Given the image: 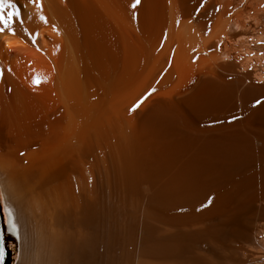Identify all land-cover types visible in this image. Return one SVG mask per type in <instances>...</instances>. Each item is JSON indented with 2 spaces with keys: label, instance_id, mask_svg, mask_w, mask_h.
Here are the masks:
<instances>
[{
  "label": "bare ground",
  "instance_id": "6f19581e",
  "mask_svg": "<svg viewBox=\"0 0 264 264\" xmlns=\"http://www.w3.org/2000/svg\"><path fill=\"white\" fill-rule=\"evenodd\" d=\"M15 2L0 188L28 246L50 264H264V0H142L138 20L132 0H43L48 24Z\"/></svg>",
  "mask_w": 264,
  "mask_h": 264
},
{
  "label": "snow or ice",
  "instance_id": "6c2138e0",
  "mask_svg": "<svg viewBox=\"0 0 264 264\" xmlns=\"http://www.w3.org/2000/svg\"><path fill=\"white\" fill-rule=\"evenodd\" d=\"M29 5H34L36 9L39 10V19L44 24H48L49 20L48 17L44 14V4L43 0H27ZM142 0H132L130 8L132 10V18L137 19L139 18V8L141 6ZM199 6L194 9L195 13H201L205 9V5L202 0H198ZM25 6L18 5L15 0H0V34H3L5 31L12 35H16V29L14 28V24L19 22L22 26V30L25 33H28L26 28H23L24 24V14L23 9ZM264 7V5H262ZM215 10L219 11L220 6H215ZM31 19V17H28ZM179 23V21H177ZM210 31V27L208 29ZM28 38L31 40L33 45H36V41L39 38V33L28 34ZM165 40L167 39V33L164 34ZM163 43V42H162ZM6 48L11 51V47L9 45H5ZM220 45H217L219 48ZM37 50H41L37 48ZM174 52V50H173ZM264 54V53H262ZM198 59V57H193V62ZM227 59V57L225 58ZM170 67V64H169ZM8 72H11V69H8ZM4 77V69H0V79ZM158 82V81H157ZM32 83L34 85H38L41 83V79L39 77L33 76ZM156 89L151 88L149 89L143 96H141L130 108L129 112H134L143 101L152 94ZM11 91V89H8ZM264 103L261 99H257L253 105H260ZM239 119L237 116L231 117L229 123L233 120ZM211 126V125H210ZM21 156L24 155L23 152L20 153ZM8 201L14 202V197L11 193L7 196ZM214 197H208L205 203H202L197 211L202 210L205 207H208ZM5 200V195L3 192H0V217L3 216L4 213L7 214L9 219H7V227L3 230H0V264H25V261L22 260L20 254L16 253L17 243H20L22 247H26L29 243L28 233H27V209L22 204H17L15 210L13 211L10 207L5 208L3 207V202ZM23 231V235H22Z\"/></svg>",
  "mask_w": 264,
  "mask_h": 264
},
{
  "label": "rangeland",
  "instance_id": "374dc122",
  "mask_svg": "<svg viewBox=\"0 0 264 264\" xmlns=\"http://www.w3.org/2000/svg\"><path fill=\"white\" fill-rule=\"evenodd\" d=\"M0 192H1V188H0ZM39 241L37 243H35L36 248L35 249L33 248L34 250L30 246L27 245V247H26L27 256L24 259V261L26 262V264L29 262V260L31 261V262H29V264H50L49 259H48L47 255H46V252L44 253V250L40 251L42 249V247L40 246L41 240H39ZM38 246H40V247H38ZM38 248H39V250H38ZM35 252H36V255H35ZM16 253L19 254V245H18V243H17ZM33 262H35V263H33Z\"/></svg>",
  "mask_w": 264,
  "mask_h": 264
},
{
  "label": "water",
  "instance_id": "95a60500",
  "mask_svg": "<svg viewBox=\"0 0 264 264\" xmlns=\"http://www.w3.org/2000/svg\"><path fill=\"white\" fill-rule=\"evenodd\" d=\"M3 229H5V228H4L3 216H2V217H0V230H3Z\"/></svg>",
  "mask_w": 264,
  "mask_h": 264
}]
</instances>
